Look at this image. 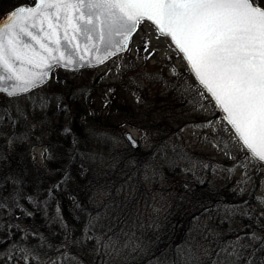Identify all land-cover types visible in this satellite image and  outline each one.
Listing matches in <instances>:
<instances>
[{"label":"trees","instance_id":"1","mask_svg":"<svg viewBox=\"0 0 264 264\" xmlns=\"http://www.w3.org/2000/svg\"><path fill=\"white\" fill-rule=\"evenodd\" d=\"M112 85L109 89L115 92ZM110 102L118 104L116 93ZM76 107L71 118L56 117L51 107L37 116L47 135L41 143L46 147L43 163L36 164V169L31 168L28 153L36 145L29 137L36 129L34 126L12 123L8 134L0 135V264H44L50 258L56 264L225 261L216 252L226 241L213 240L212 255L200 257L201 244L193 239L196 227L192 222L196 217L224 210L226 207L214 205L222 206L221 194L229 192L210 183L196 184L189 174L176 167L164 168L156 176L162 174L168 180L162 185L158 183L161 187L157 185L167 197V204L151 207L154 192L150 188L149 168L153 166V154L143 153L140 146L133 148L122 139L124 157L119 148L113 149L111 156L115 158L109 164H95L98 159L88 157V153L98 143L96 140L104 141L106 147L113 143L108 135L114 132L115 116L109 114L112 110H106L107 114L85 112L82 103H76ZM123 107L116 110L130 111ZM156 125L162 126L161 120ZM16 130L26 135L13 141L11 136L15 137ZM148 130L151 134L172 133L167 127ZM125 179L130 181L126 189L122 185ZM173 179L175 184H171ZM256 220L261 222V217L252 214L243 218L251 228ZM107 245L115 246L117 254L109 255Z\"/></svg>","mask_w":264,"mask_h":264},{"label":"rangeland","instance_id":"2","mask_svg":"<svg viewBox=\"0 0 264 264\" xmlns=\"http://www.w3.org/2000/svg\"><path fill=\"white\" fill-rule=\"evenodd\" d=\"M26 3L32 5L34 0H0V18ZM110 84L116 88L115 92L109 89ZM115 93L117 105L110 102ZM76 103L85 105V112L107 114L106 110H112L109 114L115 116L114 132L108 135L113 143L106 147L104 141L96 140L98 143L88 153V157L98 159L95 164H109L114 157L111 156L113 149L122 150L120 145L126 132L132 134L143 153L153 154V166L148 163L152 166L149 168L152 173L150 188L154 192L150 199L151 207L167 204V197L159 184L168 180L162 174L156 176L164 168L176 167L189 174L196 184L210 183L217 189L222 187L223 192H229L221 194L224 200L218 199L222 206L214 205L226 207L224 210L196 217L192 222L196 227L193 239L201 244L202 259L212 255L215 242L226 241L222 249L237 241L240 245H250L248 248L238 247L241 258L236 262L248 264L252 249H260V245L247 237L252 233L264 236V165L248 158L246 150L210 97L195 82L181 55L166 36L158 33L151 23L141 20L127 50L105 63L81 70L59 68L51 72L46 84L27 94L17 97L0 94V135L6 136L12 123L23 125L26 122L34 126L36 129L29 137L36 145H32L28 153L31 168L36 169V164L41 166L43 163L46 147L41 143L47 135L46 127L40 126L41 120L37 116L51 107V112L56 111V117L71 118L77 108ZM120 106L130 111L116 110ZM132 114L138 116L129 118ZM159 120L162 126L156 125ZM163 127L170 128L172 133L151 134L148 130ZM23 131L16 130L15 137L11 136L13 141L17 136L24 138L26 134ZM121 152L124 157L126 152ZM69 179L67 182L71 183ZM129 182L128 179L122 182L124 189L128 188ZM175 183L173 179L171 184ZM252 214L261 217V222L256 220L253 228L247 227V222L243 221ZM222 249L216 253L226 260L227 254ZM107 250L109 255L118 252L115 246L107 245ZM7 256L11 258L12 254ZM261 258H264V250L257 251L254 264H259Z\"/></svg>","mask_w":264,"mask_h":264},{"label":"snow or ice","instance_id":"3","mask_svg":"<svg viewBox=\"0 0 264 264\" xmlns=\"http://www.w3.org/2000/svg\"><path fill=\"white\" fill-rule=\"evenodd\" d=\"M73 11L79 15L73 16ZM82 17L84 26L79 23ZM5 19L0 26V84L16 81L9 96L39 86L47 75L21 72L20 65L36 66V57L44 68L61 61L65 66L74 63L61 50L58 32L63 28V40L71 43L75 36L69 37L68 29L74 19L78 23L73 32L86 38L96 32L106 56L112 54L110 49L122 48L141 20L152 21L171 38L204 91L227 114L248 158L264 165V0H37L35 6H21ZM247 238L260 245L248 257V264H254L257 251L264 250V236L252 233ZM238 247L250 245L237 241L229 246L231 251L222 249L227 258L221 264H236L241 258ZM44 264L56 261L50 258Z\"/></svg>","mask_w":264,"mask_h":264},{"label":"water","instance_id":"4","mask_svg":"<svg viewBox=\"0 0 264 264\" xmlns=\"http://www.w3.org/2000/svg\"><path fill=\"white\" fill-rule=\"evenodd\" d=\"M37 3V0H35L34 4L33 5H28V4H23V5H19L17 7H15L14 9H12L11 11L5 13L1 18H0V26H2L4 23H7V20L5 19L6 17L9 16V14H11L15 9L21 7V6H27V7H33L35 6ZM72 15L73 16H77L79 15V13L73 11L72 12ZM83 20L84 18L82 17L81 20H80V25L81 26H84L83 25ZM143 20H147V19H143ZM149 21V20H147ZM150 23L153 24V26L157 29V31L160 33V34H163L160 32L159 28L152 22V21H149ZM61 25H63V19H61L60 21ZM77 21L74 19L72 21V24L71 26L69 27L68 29V36L69 37H72V36H75V39H73L71 41V43H67L63 40V36H64V31H63V28H60L58 30L59 32V35L61 37V43L63 45L62 47V51L65 52V55L66 56H71V58L73 59L74 63L73 64H70L68 66H65V61H61L60 63H56L54 64L51 68H44L41 64H40V60H39V57H36L35 58V65L34 66L33 64H23V65H20V70L21 72H35V73H39V72H47V75L44 76L43 78V83L39 84V86L35 87V88H31L29 91L27 92H20L14 96H9L8 95V92L12 90V88L15 86L16 84V81L14 80H10V81H7V83H4V84H0V94L3 95V96H6V97H16V96H21V95H24V94H27L29 92H31L32 90L38 88V87H41L42 85L46 84L48 81H49V78H50V75H51V72L53 70H56L58 68H61V69H67V70H81V69H85V68H93V67H96V66H99L103 63H105L107 60H109L110 58L118 55V54H121L123 52H125L129 46V43H130V38L131 36L135 33L136 29L128 36V39L127 41L125 42V44L122 46V48L120 50H115V49H110L112 54L111 55H107L106 56V52H105V45L103 42H98L97 41V36H96V32H90L88 33V38L85 37L84 34L80 33L79 31H76V32H73V28L77 26ZM87 27L91 28L92 25L89 24L87 25ZM98 30V29H97ZM165 35V34H163ZM167 36V35H165ZM170 40V42L172 43V45L175 47V49L179 52V54L182 56L189 72L191 73L192 77L194 78V80L196 81V83L202 87L199 82L197 81L195 75L193 74V71L191 70L187 60L184 58V55L178 50V48L175 46V44L172 42L171 38L169 36H167ZM27 39V38H25ZM117 40L120 39V37H116ZM93 45H95V47H93ZM38 48V45L36 46ZM50 47H53L55 48L56 45H50ZM55 55H59L58 53H54ZM44 55H47V54H44ZM82 57V59H81ZM102 61V62H101ZM208 94V93H207ZM209 97L211 98V100L214 102L219 114L221 115L222 119L225 121V123L230 127V129L232 130V132L234 133L235 135V132L234 130L231 128V125L228 124L227 122V114L225 112H223V110L217 106L216 102L214 101V99L211 97L210 94H208ZM125 137L126 139L129 141L130 145L133 147V148H136L137 147V142L136 140L132 137L131 133L127 132L125 134ZM129 137L131 139H129ZM242 145V144H241Z\"/></svg>","mask_w":264,"mask_h":264}]
</instances>
